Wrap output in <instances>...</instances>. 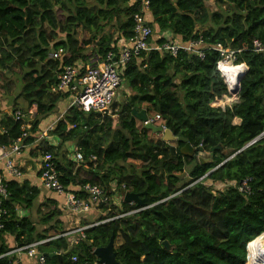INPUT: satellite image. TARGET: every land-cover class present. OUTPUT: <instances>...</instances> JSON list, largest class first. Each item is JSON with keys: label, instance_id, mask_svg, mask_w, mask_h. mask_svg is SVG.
Here are the masks:
<instances>
[{"label": "trees", "instance_id": "16d2710c", "mask_svg": "<svg viewBox=\"0 0 264 264\" xmlns=\"http://www.w3.org/2000/svg\"><path fill=\"white\" fill-rule=\"evenodd\" d=\"M141 1L0 0V75L16 78L14 103L21 98L26 104L25 109L15 105L10 116L0 119V147L5 149L30 122L23 146L36 144L38 126L66 98L51 92L60 67L115 53L118 41L132 36L136 14L149 22L151 45H162L168 34L181 45L201 40L203 52L202 59L183 51L175 57L164 51L140 53L120 76V104L114 98L102 113L65 111L48 134L58 145L39 141L33 152L54 165L73 198L87 199L81 190L85 185L101 188L108 202L92 211L107 214L93 223L112 220L86 230L85 239L70 246L69 238L58 237L66 231L57 203L38 206L39 190L11 178L0 205V264H14L13 250L44 240L49 241L36 250L46 264H98L93 251L105 247L111 236L119 240L114 249L118 264H246L247 244L264 234V137L257 139L264 131V54L252 47L255 40L264 45V0H147L146 11ZM218 44L241 50L236 64L247 67L238 101L223 109L212 106L227 96L216 70L220 57L209 49ZM58 50L60 60L48 58ZM2 80L0 92L6 88ZM32 106L36 113L30 120ZM142 111L147 117L159 115L165 129L201 148L207 162L182 155L183 143L171 146L155 139L133 117ZM15 112L23 116L18 121ZM69 144L82 163L72 162L63 150ZM81 170L91 178L82 179ZM244 180H249L246 196L236 190ZM113 185L116 191L124 186L145 204L111 205ZM120 215L125 216L113 219Z\"/></svg>", "mask_w": 264, "mask_h": 264}, {"label": "built area", "instance_id": "2783aa9c", "mask_svg": "<svg viewBox=\"0 0 264 264\" xmlns=\"http://www.w3.org/2000/svg\"><path fill=\"white\" fill-rule=\"evenodd\" d=\"M142 11H146L148 7V1H141ZM133 28L132 36L124 41L119 40L116 46L117 51L114 53L109 51L104 56H99L97 54L91 55L86 60V65L83 67L76 65L62 66L59 69V72L56 76V83L53 92L57 94H64L68 97V106L69 108H74L81 112H96L102 113L108 109L115 97V92L121 85L120 76L125 69V66L131 61L132 58L138 56L140 53L149 52V51H164L168 52L172 57H175L179 51L187 52L189 54H194L198 58H203V52L201 50L202 42L192 41L186 45L178 44L177 42H172L168 34H164L163 38L165 42L160 46H154L150 44V38L152 36V30L149 26V22L146 20L142 14H136L133 16ZM252 47L255 52L264 54V45L258 41L252 42ZM216 53H218L220 59L216 64V70L220 77L223 79L224 84L227 90L228 97H236L237 90V79L241 75L247 72V67L245 64H236V56L240 54L241 50H229L224 48L222 45H215L214 47L209 48ZM62 55V50L53 52L48 55L49 59L60 60ZM227 66L241 69L237 74L236 84L233 88L229 86L228 80L223 73V69ZM84 70V71H83ZM244 76V75H243ZM226 98L223 96L222 98ZM36 113L35 106H32L27 111L28 118L34 117ZM23 116L20 112H15L13 114V120L18 121ZM55 123L50 124L40 138H45L49 132H51ZM142 127L147 125H152L165 130L164 125L161 123L159 115H153L152 117H147L145 122L140 123ZM23 133L19 138H17L8 149L0 147V162L4 164V171L8 176L14 179L21 178L22 174L14 165L13 158L20 154L21 150L24 148L23 140L26 137L24 129H27V126L21 128ZM264 137V131L259 135L257 139ZM92 157L89 161L94 162ZM71 161L75 164L82 163V155L75 148L71 152ZM39 181L43 189L54 193L58 196L64 198V206L68 213L74 216H81L87 214L100 203L108 202V199L105 197L104 192L101 188L97 186L85 185L81 188L82 191L88 194L86 200H79L70 196L67 193L66 188H64L59 180L58 173L56 172L54 165L50 163L46 158H41L39 165ZM249 180H244L240 182L236 190L241 195H248L250 189L248 187ZM233 186V185H230ZM124 186H121L118 191L116 187L111 186V191L113 195L121 192L120 201H113L111 197V205L118 207L121 202H123V197L126 192H124ZM117 192V193H116ZM7 197L6 186L4 178L0 177V205L1 201ZM4 212L0 210V216ZM125 215L117 216L113 219L122 218ZM108 219L101 223H91L87 226L78 227L71 229L64 234L58 237H67L69 238L70 246H77L79 242L85 239L84 232L92 227L104 224L111 221ZM0 228L1 224H0ZM264 234L260 235L256 239L263 238ZM255 240V239H254ZM49 240H44L36 242L27 247L13 250L10 254H25L29 258L35 260V264H46L44 257L37 252V247L43 244H46ZM249 244V243H248ZM246 246V264H264V256L259 255L258 257L251 259L247 252ZM72 262L75 261V258L71 259Z\"/></svg>", "mask_w": 264, "mask_h": 264}, {"label": "crops", "instance_id": "0c3cea01", "mask_svg": "<svg viewBox=\"0 0 264 264\" xmlns=\"http://www.w3.org/2000/svg\"><path fill=\"white\" fill-rule=\"evenodd\" d=\"M74 65L83 67L86 65V63L79 60ZM51 92H53L52 89H51ZM53 93L57 94L55 92H53ZM218 101L219 100H217L215 102H218ZM68 103H69L68 97L66 96L65 99H63L62 101H60L57 104L56 111L54 113V115H56V117L54 119H51L54 115L49 116V117L45 118L40 123V125L38 126V139L36 140V144H38L39 141L40 142L44 141V142H49V146L55 147L56 145H58V142L56 140L52 139L51 137H49L48 135L45 138H40V136L43 134V132L46 130V128L50 124L57 122V120L61 119L64 116V113L67 110ZM15 105H18V107H20V108H24V109L26 108V104L24 103V101L21 98H17L15 103H14V98L6 99L5 102L4 101L0 102V119L3 115L10 116L12 114V111H10V108L12 106H15ZM226 107H230V106H226ZM219 108L223 109L224 107H219ZM33 118L34 117H30L29 119L31 120ZM137 123H139V122H137ZM30 124H31V122L29 123V125ZM29 125H27V129H26L27 132L30 130ZM233 125L239 126L240 121L238 119H234ZM153 136L155 139H161V137L158 135H153ZM36 144L29 145V146L25 147L20 152L19 155L15 156L13 158L15 167L17 169H19V171L22 174L21 178L15 179V180L18 182L27 181L31 187H35L39 190L40 194L38 197V201L36 203L38 206L39 205L45 206L44 204H46L47 200H54L57 203V206L60 209V211L62 213L66 214V217L61 219V217H62L61 216L60 220L63 223L64 230L67 232L71 229H69V227H68L69 224L67 225L66 224L67 220H65L67 218L68 212L66 211L65 206H64V198L62 196H58L54 193L46 191L45 189L42 188V186L40 184L38 170H39L41 158L33 152L34 151L33 149L36 146ZM168 145L174 146V144H168ZM74 149H75V145H73V144L65 145L63 148V150H68V152H72V150H74ZM69 158L71 159V153H70ZM81 174L83 176L82 179L87 180V179L91 178V174L89 172H87L86 170H81L80 175ZM0 177L4 178L5 181L6 180L7 181L12 180L11 177L8 176L6 174V172L4 171L3 162H0ZM43 206H42V208H43ZM41 210H43V209H41ZM19 214L21 216H27L28 212H22L21 211V212H19ZM95 214H97V211L96 212L90 211L89 213L83 214L81 216H74V218H76L75 220L73 219L74 223L77 224L75 228L85 226L86 224H91V222L95 219ZM33 215L35 217L34 210H33ZM35 218H37V217H35ZM75 228H73V229H75ZM39 229H41V228H39ZM7 244L9 247H12V245H13L12 240L7 239ZM12 255L15 256V257H13L15 260L14 264H35V260L33 258L27 257L25 254H12Z\"/></svg>", "mask_w": 264, "mask_h": 264}, {"label": "water", "instance_id": "95a60500", "mask_svg": "<svg viewBox=\"0 0 264 264\" xmlns=\"http://www.w3.org/2000/svg\"><path fill=\"white\" fill-rule=\"evenodd\" d=\"M52 53L53 51H50L49 54H52ZM243 75H241L237 79V84H238L237 90H236L237 95L240 90V82L242 80ZM133 117L139 123L145 122L147 120V115L145 114L144 111L139 112V113L133 112ZM144 128L151 131L153 135L160 136L161 140L166 144L183 143L184 146L180 149V153L182 155L191 156V157L196 156V159L200 164H204L207 162L204 159L205 155L202 153L201 148H196V149L192 148L185 139L175 138L169 130L167 129L162 130L161 128L152 126V125L144 126ZM256 141L257 139H255L253 142L248 144L245 148L254 144ZM123 202L127 204H135L136 206H139V207H142L145 204V201L140 199L139 195L132 194V193H125L123 197ZM113 242H114V237L111 236L108 241V244L105 247L97 248L93 251L94 256L97 258L98 264H118L115 260L116 253L114 252ZM162 246L168 251L171 250V247L168 245L167 242H163Z\"/></svg>", "mask_w": 264, "mask_h": 264}, {"label": "rangeland", "instance_id": "374dc122", "mask_svg": "<svg viewBox=\"0 0 264 264\" xmlns=\"http://www.w3.org/2000/svg\"><path fill=\"white\" fill-rule=\"evenodd\" d=\"M209 9H210V11H213L214 10V7L212 6V5H210L209 6ZM78 38L81 40V39H83L84 38V36H83V34L82 33H79V35H78ZM0 77L1 78H3V83H4V85L6 86V88H5V90H2L1 92H0V102H5L6 101V99H11V98H14L15 96H17V94H18V88H15V86H14V84H15V82H16V78L14 77V76H11V75H6V77H5V75L4 74H1L0 75ZM118 92V93H117ZM122 92H124V88L123 89H120L119 91L117 90L116 92H115V97L114 98H116L115 99V102L117 103V104H120L121 102H122V99H123V97H122V95H121V93ZM116 93H117V96H116ZM227 99V100H226ZM238 101V99L236 98V97H228V96H226V98L224 97V98H221L218 102H215L214 104H212V106L213 107H226V106H232L234 103H236ZM13 107L14 106H12L11 108H10V111H12L13 110ZM54 113L55 112H53L50 116H52V115H54ZM56 117V115H54L51 119H54ZM138 125L141 127V124L140 123H138ZM65 151H67L68 152V150H65ZM71 152H69V154H70ZM121 194V192H118L117 194H115V196L113 195V201H120V195ZM119 208H120V206H118ZM43 210H46L45 208H43ZM97 210H95V212H96ZM107 214V212H103V211H101V210H98L97 211V214H95V219L91 222V223H93L95 220H97V218L101 215V216H104V215H106ZM69 215V216H68ZM68 215H67V218L65 219V220H67L66 222V224L68 225V227H69V229H73V228H75L76 227V225L77 224H75L74 223V220L76 219V218H74V215H72V214H70V213H68ZM64 217H66V214L65 213H62V217H61V219H63ZM74 219V220H73ZM36 221H37V219H35ZM64 227V226H63ZM118 244H119V240H115V242L113 243V247H114V249L118 246ZM249 245V244H248ZM258 250V249H257ZM247 252H248V247H247ZM260 252V251H259ZM248 254H249V256L252 258V259H254V258H256V257H258L259 255H254V254H252V252H251V254L248 252Z\"/></svg>", "mask_w": 264, "mask_h": 264}, {"label": "bare ground", "instance_id": "6f19581e", "mask_svg": "<svg viewBox=\"0 0 264 264\" xmlns=\"http://www.w3.org/2000/svg\"><path fill=\"white\" fill-rule=\"evenodd\" d=\"M241 69L234 68L231 66H227L223 69V73L226 76L229 86L233 88L236 84L237 74L240 72ZM258 249V250H257ZM260 251V252H259ZM248 252L254 255H262L264 256V237L255 239L248 245Z\"/></svg>", "mask_w": 264, "mask_h": 264}]
</instances>
